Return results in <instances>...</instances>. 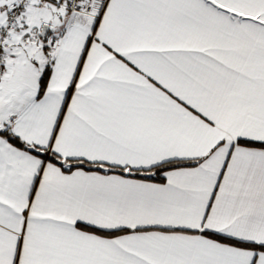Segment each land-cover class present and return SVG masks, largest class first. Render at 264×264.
<instances>
[{"label": "snow or ice", "instance_id": "6c2138e0", "mask_svg": "<svg viewBox=\"0 0 264 264\" xmlns=\"http://www.w3.org/2000/svg\"><path fill=\"white\" fill-rule=\"evenodd\" d=\"M0 264H264V0H0Z\"/></svg>", "mask_w": 264, "mask_h": 264}]
</instances>
